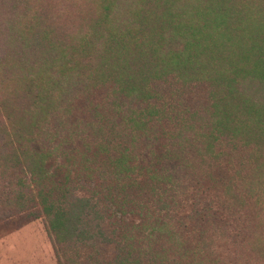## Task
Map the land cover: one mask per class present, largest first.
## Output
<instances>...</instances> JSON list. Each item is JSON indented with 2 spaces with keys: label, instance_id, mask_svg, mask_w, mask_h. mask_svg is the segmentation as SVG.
Wrapping results in <instances>:
<instances>
[{
  "label": "trees",
  "instance_id": "1",
  "mask_svg": "<svg viewBox=\"0 0 264 264\" xmlns=\"http://www.w3.org/2000/svg\"><path fill=\"white\" fill-rule=\"evenodd\" d=\"M260 102L264 0H0V222L42 217L59 264H264L231 111Z\"/></svg>",
  "mask_w": 264,
  "mask_h": 264
},
{
  "label": "rangeland",
  "instance_id": "2",
  "mask_svg": "<svg viewBox=\"0 0 264 264\" xmlns=\"http://www.w3.org/2000/svg\"><path fill=\"white\" fill-rule=\"evenodd\" d=\"M246 70H251V67H247ZM205 88L204 86L195 88L192 90L193 93L191 91L185 95L189 107L197 105L196 97L202 98ZM256 106L257 110H264V102H260L259 105L256 103ZM231 111L235 113L234 122L242 124L244 130L250 128L249 136L256 134L253 127L257 125L263 133L259 138H264V126L249 117L246 107L240 103L236 111L233 109ZM0 264H59L42 217L23 223L19 216H13L0 222Z\"/></svg>",
  "mask_w": 264,
  "mask_h": 264
}]
</instances>
